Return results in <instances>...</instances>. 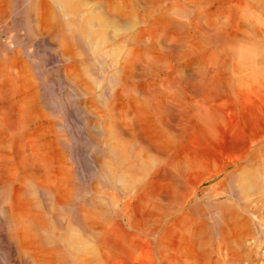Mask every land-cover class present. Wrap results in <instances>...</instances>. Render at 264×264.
<instances>
[{
  "label": "rangeland",
  "instance_id": "374dc122",
  "mask_svg": "<svg viewBox=\"0 0 264 264\" xmlns=\"http://www.w3.org/2000/svg\"><path fill=\"white\" fill-rule=\"evenodd\" d=\"M47 2L56 33L43 28ZM8 6L0 60L15 59L5 66L40 88L44 113L53 107L75 193L91 210L102 202L107 223L122 214L134 263L264 264V0ZM164 163L148 235L140 211ZM70 228L74 246H98Z\"/></svg>",
  "mask_w": 264,
  "mask_h": 264
},
{
  "label": "bare ground",
  "instance_id": "6f19581e",
  "mask_svg": "<svg viewBox=\"0 0 264 264\" xmlns=\"http://www.w3.org/2000/svg\"><path fill=\"white\" fill-rule=\"evenodd\" d=\"M52 9L48 3L49 14L43 28L56 33L61 25L50 18ZM8 11V0H0L1 22ZM7 62L12 66L16 61L2 54L0 261L3 264H135L138 246H132L127 240L129 237L117 232L122 214L115 212V219L107 223L106 206L102 202L95 200V208L91 210L92 200L87 194L75 193L71 171L65 167L67 157L59 151L53 107H46L48 113H44L40 109V88L34 84L26 85L27 75L22 71L12 72L5 66ZM166 170L167 163H164L145 189L146 204L141 207L140 217L148 235L156 230L152 223L153 200L150 198L155 194L152 188ZM77 199L79 206L75 203ZM128 209L129 204H125L124 212ZM73 225L82 238L92 237L98 246H74L70 240ZM127 235L134 236L129 232ZM3 244L8 255L2 251ZM146 247L152 249V246ZM163 250L160 248L159 251ZM151 259V264L163 260L167 264H183L176 254L173 257L159 254L158 260Z\"/></svg>",
  "mask_w": 264,
  "mask_h": 264
}]
</instances>
